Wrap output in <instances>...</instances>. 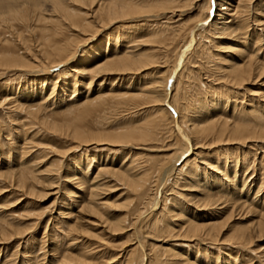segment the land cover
I'll use <instances>...</instances> for the list:
<instances>
[{"label":"bare ground","instance_id":"1","mask_svg":"<svg viewBox=\"0 0 264 264\" xmlns=\"http://www.w3.org/2000/svg\"><path fill=\"white\" fill-rule=\"evenodd\" d=\"M2 1L7 0H0V2ZM253 1L254 0L204 1L202 7L205 6L204 11L207 15L204 17L201 15L199 19L196 18L197 20L193 21V23L191 22L192 25L190 28H186V34H182L185 30L184 27H187L185 25L180 27L181 29L178 28L179 32L174 33L172 37L170 36V38H172H169L170 42L181 38V45L176 51V58L170 65H166L167 56L164 55V53L167 52L168 44L163 42L159 45L163 52V56L160 55L162 58L155 54L157 51L154 53L151 52L150 54H136L134 44L137 43V39L141 37L142 34H156L149 22L153 19L165 16L164 11H170V9L174 7L159 4L154 5L152 1L150 3V0L148 3L144 0H29L32 8L26 10H31L33 14L36 15L37 19H35V17L34 19L42 25L39 27V32H41L40 37L36 36L35 43L32 46L29 40H25V38L21 39L18 34L17 38H19V40H17V43L21 45V55L20 57L1 55L0 68H2L4 72L11 73L16 71L25 74L28 70H31L34 74H45L59 69L60 75L66 72V77L69 75L72 77L71 79H75L76 77L78 79L81 78L79 81L78 79L73 80L75 86L80 82L81 87L84 85L87 87V85L99 79H101V81L98 82V87H102L105 84V77L109 76L115 77L110 81H119L120 83L122 81L121 85H118V87L111 83L107 94H102V90H97L95 95L86 93L80 99L76 93L77 86H72L69 98L67 97L64 99L66 95H61L63 98V105L61 108H64V111L79 108L76 110L78 111L80 108H85L99 102L102 103L107 98H114L113 100L117 102L130 100L133 102L135 101V103H148L154 108L152 120L142 126H134L132 129L122 132H108L110 134H107L106 131L97 134L79 133L76 131L73 132V134H68L63 132L61 127L46 115V112L53 109L52 106H54L56 102L51 100L53 99L52 96H54L53 90L49 94H46V96H40L42 90L39 88V97L34 96V93H32V95L24 98L20 95L24 93L25 88H17L20 91L14 92L12 89L13 86L9 87L6 85L7 83L2 84L0 88V108L7 106V109L19 113V116L20 113H23L29 118L28 121H34L39 128L44 130L43 135L37 134L40 137L38 139H41V135L43 136L42 139H45L44 143H31L30 147L33 149L37 151L39 149H53V147L50 146L51 143L62 149H67V151L63 153V157L68 155V158H66L67 160H70L69 155L76 152H80L82 156L100 155L101 153L105 155L117 154L121 151L120 154L124 155L121 164L117 162L119 166L111 165V162H116L115 160L106 159L98 163L94 162V157H90L92 160L89 159V157L85 160H80L75 165V169L71 171V174L56 178L51 184H47V188L50 190L56 189V191L47 192L45 194L46 198L52 196L55 197L54 201L58 202L59 198L62 200L66 197L69 203H66V201L63 202L61 205L62 207L69 208L79 205V213L83 212V214L89 218H100L101 222L100 220L98 222L101 223L103 227L101 232L97 233L96 231L100 230L99 224L96 223V220L91 221L90 219L83 221L86 228L90 226V231L76 224L69 225L66 234L62 236H64V239L69 237L70 240L62 242L61 245H63V247L57 246L54 248V246H52L54 242H49L47 238L51 236L49 234V229H55V221H57V219L48 218L47 225L44 226L42 237L45 238V242L44 244L40 243V250L45 252L40 255L42 257V262L44 261L46 264H91L89 262L90 256L92 255L91 250L87 249L92 247L93 244H87L86 247L83 245L84 241H78L71 237L78 235L82 238L85 236L96 238L97 235L103 233L109 235V237L124 235L127 239L121 244L122 246L120 245L123 253L119 254V258H125V264H142V256L145 255V252L151 254L154 253V249L162 248L161 245L156 247L154 244L145 242L147 239H153L151 234L160 231L163 234L167 233L169 238H174V241H183L193 244L204 240L216 242L217 238L222 233V229L226 226L224 225L225 222L228 219L230 221L235 214L240 213L258 216V220L250 223L244 229L232 232L227 242L234 243L231 244L234 252L227 255L236 257L241 251L242 253L248 254L247 249L251 247L253 242L264 239V198L262 200L259 198L260 193L264 192V118L261 117L262 115L258 114L259 111H257L256 108L248 107L249 111L244 113V110L241 111L240 109V112H238L241 114L239 118L243 119V121H231L235 116V107H237V105L234 103V100L232 109L230 110L231 118H227L226 102L228 99L225 96H223L222 99L224 104L219 106L218 111L209 110L210 113L205 115H203V113L200 114V112L198 115H194V112L191 111L194 102H188L184 93V90L189 87L188 78L190 74L195 72L194 70L197 68L191 60L193 54L198 53L196 49L199 50V46H201L198 40L202 43L201 47H205L204 43L210 44V41L207 42L210 39L209 37L222 34L223 32L220 31H227L228 29L229 31L241 32V38L243 37L244 40L239 43L238 47L233 49V53H235L233 56L237 58H231L230 61L224 62L225 67L221 69L223 73L222 77L218 78L219 84H221L228 93L239 96L240 89H245L246 86L255 84L264 76V66L257 64L253 59L254 55L258 54L256 50L259 49L261 35H264V11L263 7L261 8V6H263L261 1L255 5ZM202 2L203 0H201V3ZM43 4H49V9L45 8ZM1 6H3V3ZM20 12L19 10L14 11V14ZM173 16L175 15L171 17ZM250 23L260 27V30H257L258 28L254 29L253 36L247 35L250 26H252ZM116 25L120 26L115 28V33H105ZM234 25L236 26L232 29ZM36 29L34 31V29L28 28L27 32L32 35L37 31ZM63 29L69 31L71 34L73 32H78L70 36L73 39L72 41L70 39V43L65 41L66 43L62 44V42H64L63 37L65 38V36L62 35ZM193 32L195 34H193ZM103 34H106L103 39V45H105V47L103 48L102 46V52L94 53V50L97 49L95 45L96 38ZM190 37H192L194 41L196 39V45L194 47L196 49L189 58H185L182 63V69H180L181 71L172 77L176 59L181 50L185 48ZM119 38L123 41L125 40L127 46L120 45L117 47V39ZM85 47H88L87 51L84 50ZM77 52H79V54L74 58ZM156 56H159L160 60L163 61L161 65L157 64L159 62L156 61ZM157 65L159 68L165 69V71L159 73L157 71L154 77H148L146 76L147 74H144L145 71L154 67L156 68ZM3 75H5V73ZM138 76H140L139 79L137 78ZM68 78H65V80L63 78L61 81V85H59L61 91L68 90V88H64ZM86 81H89V83ZM30 83V81L26 83L25 87L30 86ZM132 84L134 86H132ZM104 89L105 88H103V90ZM65 91L63 94L66 93ZM17 93H19V96L16 95ZM19 101H24V103L21 104ZM199 104V106H201L200 109H203L205 104ZM217 104L218 102H213L209 106L215 109ZM167 106L172 108V112L176 116L175 121L177 123H175L178 124L177 131L173 128L172 124L174 122ZM23 114H21V116ZM24 118L23 116V119ZM25 128L26 126L22 125L21 128L17 130L21 133ZM155 136L157 139L166 143L164 153L167 154H163L162 158L156 162L157 164L155 166L157 167L146 170V164L144 163L145 165H142V162L139 163L132 153V150L135 149L132 143L152 141ZM67 137L71 138L72 141L70 142L64 139ZM23 140H25V135ZM48 140L50 143H47ZM72 143H75V146L68 145ZM23 145H25V143H23ZM214 145H231L234 148L233 154L237 157L240 155L239 159L237 158V161L235 160L237 163L242 164L241 168H239V171L242 170L239 184L237 182V172L239 171L236 167H232V177H230L229 166L226 162H224L222 166L217 167L214 165L212 167L219 178L212 182H207L205 178L198 173V168L191 164L195 159L188 158L183 160L190 152V155H194L196 158H198L200 154L204 155V158L206 156L203 154V151L215 147ZM15 147L16 145H14L13 148ZM246 150L253 153L252 165H246L245 163L244 155ZM257 154H259V158L256 163L257 157L255 158V156ZM1 155L2 153L0 151V156ZM77 158L78 157L72 159V161H76ZM255 164L258 166L257 169H255ZM143 169L145 171H143ZM248 170H250V173H248L246 177L245 174ZM136 171H141V173L134 174ZM104 174H106V177L114 178L115 182L125 186L124 189L130 190L123 194H129L132 198L129 205L126 207L128 208V212L121 220L106 221L100 213L101 208H104L105 204L103 203L104 206H101L97 200L99 196L102 195V191L107 188L103 185V182L100 183L104 180ZM256 174H258L257 183H253L252 185L253 175ZM1 178H3V181H5L7 185L0 189V194L8 192L9 190L3 189L9 187V189L22 191L25 195H33V192H35L34 184L40 183L37 176L30 170H23L18 174L14 172H3V174H0V179ZM190 182L195 185L199 184L198 193L205 197L201 202L195 204L196 211H214L211 213L216 215V217L226 211L228 214L222 222H212L210 220L209 222L201 221L203 223L198 224L191 219H187L183 223L184 226L180 231H178L177 234H172L170 233V227L166 219H171V217L175 216L173 215L175 211L174 202L177 195L180 196L177 192L178 189L184 191V188H189L190 191H193L194 188L190 187L192 186ZM60 183L65 186V193L63 194L61 193L62 188L60 187ZM252 189H255L254 193H250ZM244 192L246 193L243 194ZM84 193L85 195L83 196ZM248 195L252 196L248 197ZM250 198L252 201H250ZM52 205H54V203ZM60 214H62L61 211H59L58 215L60 216ZM131 217L132 219H130ZM40 224L41 221L39 220V222L32 227V230ZM144 227H146L145 232H143ZM16 234L18 235V233ZM17 239L21 238H17L15 234H12L6 227L0 226V243H13V241ZM134 240L137 241L138 244L133 243L135 242ZM46 241L49 242L47 248V245L45 246V243L47 244ZM23 242L24 241L21 242L20 248H23ZM74 243H77L76 247ZM173 247L176 249L179 245L175 244ZM184 247L189 248L190 246L187 244L184 245ZM22 250L12 252V255L6 257L7 259L4 262L2 261V263L0 262V264H15L16 261H13L14 256L17 259L19 257L20 263L25 262V264H30L32 260L40 257L38 255L35 256L33 252L35 258L30 259L29 256L32 255L29 254L33 253L26 252L27 250L25 248ZM58 250H60V253ZM162 250L167 251L166 254L169 258L177 256L173 249ZM179 256L182 261L185 260L184 262H187V259L184 257L186 253L184 256ZM242 257L247 260L246 256ZM152 261L153 264L154 261L155 264H161L159 258L153 259L152 256L148 254V261L145 264H152ZM195 262L194 264H197ZM113 263L114 261L112 262L111 259H107L97 264Z\"/></svg>","mask_w":264,"mask_h":264},{"label":"rangeland","instance_id":"2","mask_svg":"<svg viewBox=\"0 0 264 264\" xmlns=\"http://www.w3.org/2000/svg\"><path fill=\"white\" fill-rule=\"evenodd\" d=\"M144 1H146V3L149 2V0H144ZM151 1L152 3H154V5H158V4L164 6L167 5L169 7H174V8L170 9V11H164L165 16L160 17L158 19H153L152 21L150 20L151 22L149 23L152 26V28H154L156 34L153 35L142 34L144 36L141 35V37L137 39V43L134 44V49L136 50L135 53L142 55V54H150L151 52L154 53L155 51H157L155 52V54L159 56L160 55L163 56V52L161 51L159 45L164 42L168 44L167 52L164 53V55L167 56L166 65L167 64L170 65L173 62V60L176 58L175 57L176 51L178 47L181 45L180 43L181 38H179L178 40H172L170 42V39H172L170 38V36L172 37L174 33L179 32L178 30L181 29L180 27L185 25L187 27H184L185 30L184 32H182V34L183 35L186 34L187 29L190 28L193 21L199 19L201 15H203L202 17L206 16L207 14H205L206 12L204 11L205 6L204 7L202 6L204 4V1L207 0H203L202 3L201 0H199V2L198 0H157V1L150 0V3ZM259 1L262 2L263 6H261V8L263 7V11H264V0H254L253 4L255 5ZM2 3L3 6H1ZM43 6L49 9L48 8L49 4H43ZM30 8L32 7L30 5L29 0H7L0 2V57L4 55L20 57L21 45L17 43V40H19V38H17L18 34L21 37V39L25 38V40L26 39L29 40L32 46L35 43L36 36L40 37L41 32H39L40 29L39 27H41L42 25L39 24L37 20H35L37 19L36 15L33 14L31 10L30 11L26 10ZM18 10L21 12L14 14V11H18ZM172 15L175 16L171 17ZM250 25L252 26H250L247 35L253 36L252 34L254 32V29L258 28L257 30H260V27L253 25V23L252 24L250 23ZM118 26L120 25L114 26L110 31H107L105 33L108 32H110L109 34L115 33L116 31L115 28ZM235 26L236 25L232 26V29ZM28 28L34 29V31L37 28L36 30L38 32L37 31L34 32L32 36L31 34H28L27 32ZM220 32L223 33L215 35L214 37H209L210 39L207 42L210 41V44L204 43L205 47L204 46L201 47L202 43L200 40H198V42H200L201 44V46H199V50L194 48L196 45L195 42L196 39L194 41V39L190 37L185 48L181 50V52L179 53L176 59V64L172 72V77H174L176 74H178L181 71L180 69H182V63L185 60V58H189V56H191L192 53H194V50L196 49L198 53L193 54V58L191 61L197 66V68L194 70L195 72L190 74L188 78L189 87L186 90H184L186 100L188 102L189 101L194 102V105L193 104H192L193 106L191 105L193 108L191 109V111L194 112V115H198L199 112L200 114L203 113V115H205L207 113H210L209 110L218 111L219 106L224 104L222 99L223 96H225L228 99V101L226 102L227 118H231L230 110L232 109V105H233L232 103L234 100H235L234 103L237 105V107H235V114H234L235 116L231 119V121H235V122L243 121V119L239 118L241 117V114L238 112H240L241 109V111L244 110L245 113L249 111L248 107L256 108V110L259 111L258 114L262 115L261 117L264 118V76L255 84L248 85L245 87V89H240L239 96H234L231 93H228L227 90H225V88L221 84H219L220 82L218 78L222 77L223 73L221 72V69L225 67L224 62L230 61L231 58H235V59L237 58L233 56V54H235L233 53V49L238 47L239 43L244 40L243 37L241 38V32L229 31V29L227 31H220ZM62 33H63L62 35L65 36V38L63 37V41H64L62 42L63 44L66 43L67 41L68 43H70L73 40L72 37L70 36L78 32H73L71 34L69 31L63 29ZM193 34L195 33L193 32ZM105 36L106 34H103L102 36H98V38H96L95 45L97 46V49L94 50V53L102 52L103 48L105 47V45H103L104 44L103 39ZM117 43H118L117 47H119L120 45H126L125 40L123 41L120 38L117 39ZM87 48L88 47H85L84 50L87 51L88 50ZM200 51L203 52V55L202 52ZM256 51L258 54L254 55L253 59L257 64L264 66V35H261V42L259 43V49ZM78 54L79 52H77L74 58H76ZM159 56H156V61L159 62L157 64L161 65L163 61L160 60ZM162 56L160 57L162 58ZM157 71L159 73L165 71V69L161 67L159 68L157 65L156 68L154 67L152 69H149L148 71H145L144 74L145 75L147 74L146 76L148 77H154V75L157 74ZM4 73L5 75H3ZM59 73H60L59 69L54 70L51 73H45V74H34L31 72V70H28L27 73L25 74L16 71L9 73V72H4V70L0 68V77H1L0 88L2 84L5 83H7L6 85L9 87L13 86L12 89L14 90V92L20 91L17 88L19 89L25 88L24 93L20 95L23 96L24 98L26 96L32 95V93H34V96L39 97L38 95L40 94L38 93L39 88L42 90L41 91L42 94H40V96H46V94H49L53 90L55 97L52 96L53 99L51 100L56 102L55 105L52 106L53 109L51 111L46 112V115L51 120L56 122L61 127L63 132H66L68 134H73V132L76 131H78L79 133H91V134L92 133L97 134L105 131L107 134H110L108 132H112V133L122 132L128 129H132L134 126H142L143 124L145 125L150 120H152L153 118L152 116H154L152 115L154 108H152V106L148 103L141 104L142 102L135 103V101L133 102L130 100L117 102L113 100L114 98H107L102 103L99 102L85 108H80V110L78 111L76 110L79 108L77 109L74 108L68 111L67 110L64 111V108H61L63 105L62 102L63 98L61 97V95L63 96L66 95L64 99L67 97L69 98L70 97L69 94H71L70 93L71 87L75 86V82L73 80H77L78 78L76 77L75 79H71L72 77L69 75L66 77V72L63 73L62 75H60ZM63 78L64 80L65 78H68V80H66L67 84L66 86H64V88L65 87L68 88L69 91L68 90L61 91L59 89V85H61V81L63 80ZM113 78L115 77L113 76L105 77V84L102 87H98L99 85L98 82L101 81V79L95 81L94 83H91L90 85H87V87H85L86 85L81 87L79 82L76 85L77 87L75 86L76 93L79 96L78 98L79 99L82 98L86 93L95 95L97 90H102L101 91L102 94H107L109 92L111 83H113V85L115 86L117 85L116 87H118V85H121L122 83V81L121 83L119 81L118 82L110 81ZM137 78L139 79L140 76H138ZM79 80H81V78L78 79V81ZM29 81L31 82L30 86L25 87L26 83H28ZM86 82L89 83V81ZM132 86L134 85L132 84ZM103 88L105 89L103 90ZM64 91L66 92L65 94H63ZM16 95L19 96V93H17ZM213 102H218L215 109L210 108L209 106ZM19 103L23 104L24 101H19ZM199 103L205 104L206 106L204 105L203 109H200L201 106H199L200 105ZM6 107L0 108V133H1L0 151L2 153V155L0 156V174H3V172L4 173L14 172L18 174L20 171L30 170L33 172L34 175L37 176L40 183L34 184L35 192H33V195L30 194L25 195L24 192L16 191L15 189L14 190L9 189V187L3 189V190H9L8 192H4L0 194V226L6 227L12 234H15L17 238H21L13 241V243H0V262L1 263L2 261L4 262L7 259L6 257H10L12 255V252H15L16 250L20 251L24 248L27 250L26 252L28 253L34 252L35 256L36 255L40 256L41 254H44L45 252H42L40 250V247L41 244H44L45 242V238H42L45 228L44 226L47 225V219L50 217L57 219V221H55L56 224L55 229L53 228L49 229L50 230L49 234L51 236L50 238H47L49 242L50 241H52V243L54 242L52 245L54 246V248L57 246L63 247L61 243L70 240L69 237H66V239H64V236H62L66 234L69 225L76 224L77 226L82 227L83 229H88L90 231L91 230V228H89L90 226L86 228L83 221L89 219L91 221L96 220V223L99 224V228H100V230L96 232L97 233L101 232L103 225L98 222L99 220L101 222L100 218L99 219L98 217L89 218L85 214H83V212L79 213V205L69 208L62 207L61 205L63 202L66 201V203H69V200H67L66 197H64L62 200H60L59 198L58 202L54 201L55 197L51 196L49 198H46L45 194L47 192L49 193L56 191V189L50 190L46 186L47 184H51V182L55 181L56 178L59 177L61 178L65 175L71 174V171L75 169V165L80 160L81 161L85 160L88 157L89 159H91L90 157H94L95 163L102 162L106 159L115 160L116 162L114 163L111 162V165L119 166L118 163L121 164L122 160L124 159V155L120 154L121 151H119L117 154L105 155L101 153L100 155L96 154V155H82V156L80 155V152H76L69 155L70 157L69 159L71 160L70 161L66 159L68 158L67 157L68 155L66 157H63V153H65L67 149H62L60 147H57L56 145L51 144L49 140L47 143H50V146L53 147V149L52 148L42 149V150L39 149L37 151L32 147H30V144L31 143L35 144V142L44 143L45 139H42L44 130L39 128L37 123L35 124L34 121H28L29 118H27L25 114L20 113L19 116V113L10 111ZM167 108L170 110V115L174 122L172 124L173 128L177 131L178 124H176L177 122L175 121L176 116L172 112V108H170L169 106H167ZM21 114L23 115L21 116ZM23 116L25 117L24 119ZM22 125H25L26 128L24 131L19 133V130L17 129H20ZM37 134H42L41 139H38L40 137ZM24 135H25V140H23ZM64 139L69 140L70 142L72 141V139L68 137ZM23 143H25V145H23ZM165 144H166L165 142H162L161 140L157 139L155 136V138H153L152 141H148L145 143L143 142L132 143L133 148H135L132 150L133 151L132 153L135 155L137 161L139 163L142 162V165L146 164L145 169L149 170L152 167H157L155 166L157 164L156 162H158L162 158L163 154H167L164 153V150L166 149ZM14 145H16L15 148H13ZM68 145L75 146V143ZM233 151L234 148L231 145L229 146L216 145L211 149L208 148L207 150L203 151V154H205L206 156L204 158H203L204 155L202 154H200V156L196 158L194 155H190L191 154L190 152L188 153L187 156L183 158V160H186L188 158L195 159L194 161L191 162V164H193L195 167L198 168L199 170L198 173L201 174L202 177H204L207 182H212L213 180H217V178H219L216 172L212 169L214 165L219 167L222 166L224 162H226L227 165L229 166L230 177H232L231 174L232 167L233 168L236 167L237 170L239 171V168H241L242 164L237 163L236 161L237 158L239 159L240 155L238 157L235 156L233 154ZM76 157H78L77 160L72 161V159ZM253 157L254 156L252 152H248L247 150L245 151L244 158L246 165L247 164L252 165ZM255 158L257 163L259 154H257ZM257 168L258 166L255 164V169ZM143 171L145 170L143 169ZM240 171L237 172L238 184L242 176V170ZM249 171L250 170H248V172L245 174L246 177L247 174L250 173ZM140 173L141 171H136L134 174H140ZM257 177L258 174L253 175L252 185L253 183H257L258 180ZM103 178L104 180H102L100 183L103 182V185L106 186L107 188L102 191L103 192L102 195H100L99 199L97 200L101 206H104L103 203L105 204L104 208H101L100 213L106 221L121 220L128 212V208L126 207L127 205H129L130 200L132 198V196L129 194L126 195L123 194L125 192H129L130 190L124 189L125 186L119 184L118 182H115L114 178L112 179L110 177H106V174L103 175ZM190 183H191L190 185H192L190 187L194 188L193 191H190L189 188H184V191L178 189L177 192L179 193L180 196L177 195V197L175 198V202H174L175 211L173 212L174 213L173 215L175 216L171 217V219L169 218L166 219L170 227V233L172 234H177L178 231H180V229L184 226L183 223L187 219H191L192 221L198 224L203 223L201 221L209 222L210 220L212 222H222L228 214V212L226 211L223 214L216 217V215L211 213L214 211H196L195 204L201 202L203 199H205V197L200 193H198L200 187L199 184L195 185L192 182ZM6 185L7 184L5 183V181H3V178H1L0 189H2ZM60 187L62 188L61 193L62 194L65 193L64 190L65 186H63L60 183ZM254 192L255 189H252L250 191V193H254ZM245 193L246 192H244L243 194ZM84 195L85 193L83 194V196ZM249 196L252 195H248V197ZM259 198L261 200L264 198V192L260 193ZM250 201H252L251 198ZM53 203L54 205H52ZM59 211L62 212L60 216L58 215ZM130 219H132V217ZM39 220L41 221V224L38 227H35L34 230H32V227H34V225L37 222H39ZM256 220H258V216L255 215H249V214L246 215L245 213L235 214L230 221L228 219L225 222L224 225L226 226L224 229H222V233L217 238L216 242H211V241L209 242L208 240H204L201 242L198 241L199 243L195 242L193 244L183 241H174L173 240L174 238H169L167 233L163 234L160 231L155 232L151 234L152 235L151 237L153 239H147L145 242L149 244H154L156 245V247L161 245L162 248L154 249V253L150 254L148 252V254L149 256H152L153 259L159 258L161 264H192V263L194 264L195 261H196L195 263L197 264H246V263L264 264V239L253 242L251 247H248L247 249L248 254L242 253L241 251L238 253V256H236L238 258H236L235 256L233 257L227 255L231 252L232 253L234 252V250L231 247V244L234 243L227 242L232 232L235 230L244 229L250 223L255 222ZM143 229H144L143 232H145L146 227H144ZM16 233H18V235ZM71 238L77 239L78 241L80 240L84 241L83 245L86 247L87 244L88 245L93 244L92 247L87 249V250H91L92 255L90 256V261H89L91 264H97L102 262V260H107V259L109 260L111 259L112 262L114 261L113 264H117V263L125 264V258L122 257L119 258V254L123 253L121 249L122 248L121 244H123V242H125V240L127 239L125 238L124 235L109 237V235H105L101 233L97 235L96 238L87 237V236L82 238L79 237L78 235L72 236ZM22 241H24L22 244L23 248H20ZM48 241H46L47 244L45 243V246L47 245L46 248L49 246ZM133 243L138 244L137 241ZM175 244L179 245V247H177L176 249L175 247H173L175 246ZM187 244H189L190 246L189 248L184 247V245ZM74 245L76 247L77 243L76 244L74 243ZM162 249H173L175 251L174 253L177 254V256L174 258H169L166 254L167 251L166 250L164 251ZM58 252L60 253V250H58ZM34 253L29 254L32 255L29 256L30 259L35 258ZM185 253L186 256H184ZM148 254L145 252V255H143L144 258L142 256V264L147 263ZM179 255L184 256L187 259V262H184L185 260L182 261ZM242 256L244 257L246 256L247 260H245V258H243ZM14 257H13V261H16V263L14 262L15 264H25V262L20 263L19 257L18 259L16 257L15 259ZM39 258L38 257L37 259L35 258L30 262V264H46L44 261L42 262L41 256Z\"/></svg>","mask_w":264,"mask_h":264}]
</instances>
